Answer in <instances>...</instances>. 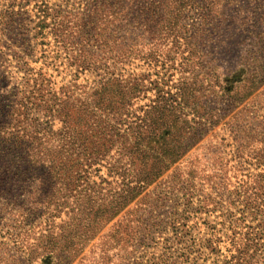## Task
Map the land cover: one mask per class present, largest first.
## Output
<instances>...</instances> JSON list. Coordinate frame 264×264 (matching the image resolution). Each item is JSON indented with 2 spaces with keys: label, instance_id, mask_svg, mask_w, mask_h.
I'll return each instance as SVG.
<instances>
[{
  "label": "trees",
  "instance_id": "16d2710c",
  "mask_svg": "<svg viewBox=\"0 0 264 264\" xmlns=\"http://www.w3.org/2000/svg\"><path fill=\"white\" fill-rule=\"evenodd\" d=\"M61 1L65 5L56 7L44 1L34 13L38 45L48 46L52 39L65 55L68 68L74 70L73 78L60 82L42 68L31 67L29 59L35 49L24 27L28 20L24 13L0 11V219L11 220L15 231L12 248L7 243L0 244V264H35L39 258L51 264L54 258H77L94 239L97 228L119 217L146 186L179 164L188 140H200V136L187 132L189 122L182 117L184 110H189L198 120L203 119L200 114L205 107L199 103L192 84H182L176 94L164 93L160 78L152 80L150 74L117 71L132 58L157 62L155 45L145 54L138 42L129 46L124 38H109L112 28L120 30L130 24L134 11L147 9L145 4L139 6V0H74L82 3L77 6L70 4L73 0ZM175 1L164 0L157 8L162 13L159 20L152 21L156 41L174 31L178 16L171 10ZM150 6L156 9L152 3ZM4 48H17L14 53L22 75L16 81L9 63L2 62ZM85 73L95 74L92 85L79 82V76ZM256 80H248L249 88L254 89ZM145 84L158 89L159 96L149 110L134 113L133 101L140 99ZM225 91L233 93L235 100L241 95L232 87ZM211 112L203 115L212 117ZM41 118L57 119L61 126L57 130L50 128L49 122L40 123ZM131 119V127L125 128ZM179 165L171 178V188L186 195L201 177L193 172L185 174ZM133 166L139 168L145 186L132 188L127 171ZM103 169L106 176L101 175ZM253 178L255 181L242 185L246 193L252 192L246 210H254L257 216L263 214L264 174ZM211 182L214 188L216 181ZM171 201L166 195L154 196V211ZM13 202L12 211H8ZM172 204L175 219L169 225L177 228L178 204ZM73 206L82 208L85 216L82 237L64 233L68 226L64 220H80L76 214L70 217L75 212L70 209ZM149 206L150 201L140 202L133 209ZM36 212L46 222L27 228L28 218ZM136 213L122 215L113 230L103 236L99 247L118 245L124 237L130 244L141 228L149 231L154 220L145 224L143 220H130ZM55 220L62 223L55 224ZM242 227H246L244 222ZM263 240L254 231L241 233L234 240V253L225 257L223 264H258L264 251ZM208 247L215 251L210 240Z\"/></svg>",
  "mask_w": 264,
  "mask_h": 264
},
{
  "label": "rangeland",
  "instance_id": "374dc122",
  "mask_svg": "<svg viewBox=\"0 0 264 264\" xmlns=\"http://www.w3.org/2000/svg\"><path fill=\"white\" fill-rule=\"evenodd\" d=\"M44 1L50 7L65 5L61 0H0V11H20L28 19L24 27L35 49L29 59L31 67L42 68L57 82L65 78L69 80L73 78L74 70L68 68L65 55L54 41L49 39L50 44L42 47L34 38L35 7ZM139 2V6L145 4L144 8L149 9L134 11L130 24H124L126 28L124 26L120 30L112 28L109 38H124V43L129 46L138 42L145 54L155 45L157 62L132 58L125 66H118L117 71L150 74L152 80L160 78L164 93L176 94L184 83L196 88L198 101L205 107V112L200 114L203 119L198 120L189 110H184L182 117L189 122L187 132L194 137L200 136V140L187 141L186 154L177 165L185 174L193 172L201 179L195 181L189 194L173 191L171 178L177 165L174 166L154 184L146 186L142 195L130 203L119 217L97 228L98 233L80 256L63 261L54 258L51 264H223L225 257L234 253V240L241 233L254 231L264 239V192H261L263 214L256 216L252 212L254 210H246V201L252 192L246 193L242 185L243 182L255 181L254 176L264 174V0H177L172 3L171 10L178 16L174 31L159 41L154 39L157 34L152 21L160 19L161 11L157 8L164 0ZM74 3L77 6L82 4L74 0L70 2ZM141 15H144L141 20L136 19ZM14 49L4 48L2 62L9 63V70L15 74L16 81L22 73H19ZM43 50L46 52L43 53ZM79 77L82 84L92 85L96 80L92 73ZM252 78H257L258 82L254 89L249 88L248 80ZM145 85L146 90L140 99L133 101L131 111L134 113L149 110L159 96L158 89L152 90L151 85ZM231 87L241 92L236 100L233 93L225 91V88ZM211 110L212 117L203 115ZM46 122L55 130L61 126L57 119L41 118V124ZM131 122L132 119L125 128L131 127ZM127 173L132 188L145 186L137 166ZM101 175L106 176L105 169ZM211 180L216 181L214 188H211L214 185ZM156 195H166L173 201L165 208L154 211L155 203L152 201ZM146 201H150L151 206L133 209ZM172 202L178 204L175 206L179 214L175 220L177 228L169 225L175 219L172 217L175 213L171 209ZM13 206L14 202L8 211H12ZM70 209L75 211L70 217L76 214L80 220H64L68 223L64 233L82 237V224L86 221L82 208L73 206ZM132 211L137 213L130 220H143L144 224L147 220H154L152 227H148L149 231L141 228L136 240L130 244L124 237L118 245L110 243L99 247L103 236L113 230L121 216ZM44 222L46 220L36 212L28 218L27 228ZM243 222L246 227H242ZM61 223L62 220H55V224ZM13 226L11 220L0 219V244L7 243L10 248L13 247ZM209 240L215 248L214 252L208 247ZM262 243L264 245V240ZM260 260L263 263L260 261L258 264H264V251ZM46 261L39 258L34 263L44 264Z\"/></svg>",
  "mask_w": 264,
  "mask_h": 264
}]
</instances>
